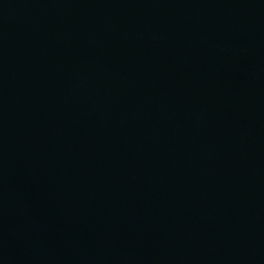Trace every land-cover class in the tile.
<instances>
[{
  "label": "water",
  "instance_id": "water-1",
  "mask_svg": "<svg viewBox=\"0 0 264 264\" xmlns=\"http://www.w3.org/2000/svg\"><path fill=\"white\" fill-rule=\"evenodd\" d=\"M0 264H264V0H0Z\"/></svg>",
  "mask_w": 264,
  "mask_h": 264
}]
</instances>
